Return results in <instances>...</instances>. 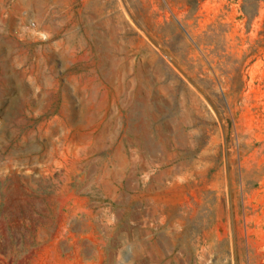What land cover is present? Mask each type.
<instances>
[{
	"label": "rangeland",
	"instance_id": "obj_1",
	"mask_svg": "<svg viewBox=\"0 0 264 264\" xmlns=\"http://www.w3.org/2000/svg\"><path fill=\"white\" fill-rule=\"evenodd\" d=\"M185 3L0 0V264H264V2Z\"/></svg>",
	"mask_w": 264,
	"mask_h": 264
},
{
	"label": "trees",
	"instance_id": "obj_2",
	"mask_svg": "<svg viewBox=\"0 0 264 264\" xmlns=\"http://www.w3.org/2000/svg\"><path fill=\"white\" fill-rule=\"evenodd\" d=\"M202 1L204 0H186L185 4L188 8H192L194 6L195 9H197ZM260 2H264V0H241L240 10L243 16L247 17L248 20H252L257 13V6Z\"/></svg>",
	"mask_w": 264,
	"mask_h": 264
}]
</instances>
